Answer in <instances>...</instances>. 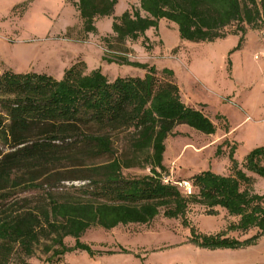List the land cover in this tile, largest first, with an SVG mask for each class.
<instances>
[{"label":"trees","instance_id":"obj_1","mask_svg":"<svg viewBox=\"0 0 264 264\" xmlns=\"http://www.w3.org/2000/svg\"><path fill=\"white\" fill-rule=\"evenodd\" d=\"M116 1L78 0L86 31H95V17L111 15ZM138 1L139 9L126 10L113 21L117 39H136L165 18L177 25L181 39L213 41L225 37L223 29L231 23H253L259 16L254 0L251 7L241 0ZM239 30L243 34V28ZM85 69V62L77 61L60 79L32 72L0 73V145L10 149L0 151V264H27L25 258L42 240L48 241L43 248L51 259L74 250L92 253L91 246L80 240L92 226L111 229L147 223L160 212L180 217L187 225L190 203L203 205L210 215L222 207L237 217L219 233L192 232L196 244L207 248L254 244L264 233V193L242 185L252 183L246 171L264 179V145L244 156L242 168L230 152L232 174L209 169L193 174L192 192L184 194L176 184L163 182L157 171L165 170V140L178 124L212 134L215 125L210 118L182 102L178 86L159 81L153 66L143 76L112 80L99 69ZM163 71L172 74L167 68ZM121 134L126 146L118 152L114 142ZM101 158L105 160L97 162ZM64 163L86 173L88 182L79 188L82 195L61 196L44 189L40 179L55 176ZM144 165L150 167L149 174L129 178L122 173V168ZM21 190H43L46 198L34 204L18 201ZM253 228L257 232L243 240L228 236L229 231ZM67 236L74 238L72 246L65 244Z\"/></svg>","mask_w":264,"mask_h":264},{"label":"rangeland","instance_id":"obj_2","mask_svg":"<svg viewBox=\"0 0 264 264\" xmlns=\"http://www.w3.org/2000/svg\"><path fill=\"white\" fill-rule=\"evenodd\" d=\"M78 0H0V73L32 72L60 79L66 68L77 61L86 64L85 71L99 69L109 80L117 76H143L151 66L161 82H175L182 98L201 109L215 125L212 134L200 132L187 124H178L165 140L163 164L157 171L163 182L176 184L204 169L219 174H232L229 153L242 168L244 156L264 145V0H254L259 16L253 23L233 22L223 29L225 37L213 41L193 42L181 39L176 26L162 18L157 28L136 39L119 40L109 31L119 17L96 16L95 31H86L77 9ZM130 11L139 9L138 0H127ZM251 7V0H241ZM116 8V14L120 11ZM142 14L143 11H140ZM243 28V34L239 28ZM111 28V25H110ZM145 64L142 68L132 64ZM164 68L171 70L166 73ZM120 152L126 146L124 136L115 138ZM10 149L0 145V151ZM105 158L97 162L104 161ZM81 167L64 163L56 175L43 177L46 192L61 196H80L79 190L88 180ZM126 177L150 173L149 166L122 168ZM254 192L264 193V179L246 171ZM47 179V180H46ZM194 190V188H193ZM46 198L43 190H21L18 201L34 204ZM217 213L190 203L186 212L188 224L182 218L165 217L162 212L147 223L119 224L111 229L100 226L88 228L80 240L93 250H74L57 258L45 252L44 242L27 264H264V233L249 246L237 248H207L193 242V233L215 234L237 220L222 207ZM257 232L229 231L228 236L240 240ZM67 236V246L74 244ZM102 252H100V251ZM111 251V252H106ZM10 264H19L13 262Z\"/></svg>","mask_w":264,"mask_h":264},{"label":"crops","instance_id":"obj_3","mask_svg":"<svg viewBox=\"0 0 264 264\" xmlns=\"http://www.w3.org/2000/svg\"><path fill=\"white\" fill-rule=\"evenodd\" d=\"M131 4L132 3H128L127 2V0H117L116 1V3L114 4V6H113V13L111 14V15H114V16H117V17H120L121 16V14L124 12V11H126V10H131V9H133V8H131ZM118 5H120V11H119V13H117L116 14V8L118 7ZM131 8V9H130ZM107 16H110V15H107ZM107 16H102L103 18L105 17H107ZM161 21H162V18L161 19H159V21H158V26H159V24L161 23ZM105 22H107L108 24H109V31H111L112 30V23L110 24V22L109 21H105ZM172 23H174V22H172ZM175 24V23H174ZM110 25H111V28H110ZM157 26V27H158ZM175 26H176V29H177V25L175 24ZM151 28H154V27H150V28H148L147 30H145V33H147ZM112 32H113V30H112ZM177 32H178V30H177ZM114 79V78H113ZM175 83V82H174ZM176 84V83H175ZM177 85V84H176ZM178 86V85H177ZM178 89H179V94H180V98H181V100H182V102H184L186 105H188V106H190V107H193V108H196L195 106H193V105H190V103L188 102V101H186V99H183L182 98V94H181V90H180V87L178 86ZM196 109H199V108H196ZM199 110H201V109H199ZM209 169V168H208ZM204 170H206V169H204ZM209 170H212V169H209Z\"/></svg>","mask_w":264,"mask_h":264},{"label":"built area","instance_id":"obj_4","mask_svg":"<svg viewBox=\"0 0 264 264\" xmlns=\"http://www.w3.org/2000/svg\"><path fill=\"white\" fill-rule=\"evenodd\" d=\"M178 185L183 187L184 192L186 194H190L192 192V185L189 181H187V180L180 181V182H178Z\"/></svg>","mask_w":264,"mask_h":264}]
</instances>
